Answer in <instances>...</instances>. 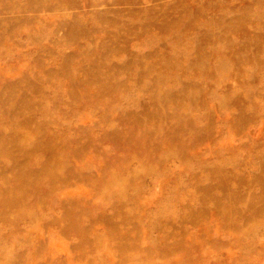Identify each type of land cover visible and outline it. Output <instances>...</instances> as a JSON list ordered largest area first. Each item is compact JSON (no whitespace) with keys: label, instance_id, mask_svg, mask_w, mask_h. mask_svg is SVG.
Here are the masks:
<instances>
[{"label":"rangeland","instance_id":"374dc122","mask_svg":"<svg viewBox=\"0 0 264 264\" xmlns=\"http://www.w3.org/2000/svg\"><path fill=\"white\" fill-rule=\"evenodd\" d=\"M0 93V264H264V0H0Z\"/></svg>","mask_w":264,"mask_h":264},{"label":"bare ground","instance_id":"6f19581e","mask_svg":"<svg viewBox=\"0 0 264 264\" xmlns=\"http://www.w3.org/2000/svg\"><path fill=\"white\" fill-rule=\"evenodd\" d=\"M71 86V85H70ZM71 88V87H70ZM68 90H71V89H68ZM71 91H69V93H70ZM9 93H0V95L2 96V97H6L7 98V95H8ZM96 94H98L97 92H96ZM95 94V95H96ZM99 96V94L96 96V98ZM8 97H10V94L8 95ZM90 97V96H89ZM89 97H88V99H89ZM92 97H94V96H92ZM101 97V96H100ZM100 99V98H99ZM93 100H94V98H93ZM52 134V133H51ZM84 135V134H83ZM86 138V137H85ZM53 143V142H52ZM52 148H54V149H56V145H54L53 144V147ZM85 149H88V148H85ZM87 151V150H86ZM88 153V152H87ZM126 159V158H125ZM127 160V159H126ZM38 165V164H37ZM34 167V166H33ZM58 169H51V171L52 172H55V171H57ZM60 173H58V175H59ZM38 176V175H37ZM115 175H112V177H114ZM115 178V177H114ZM113 178V179H114ZM32 181V180H31ZM53 182H55V180H53ZM121 183V182H120ZM26 184L28 185V188H27V191L28 192H33V188H32V186H31V182H27V183H22V185L23 186H26ZM103 185H101L100 187H102ZM121 187V186H120ZM117 189V188H116ZM22 202V201H21ZM73 202H75V201H73ZM71 206H73L74 208H72L71 207V212H70V215L69 216H66L65 218H64V221L66 222V224H67V229H74V230H77V228H76V217H75V211L77 210L76 208H75V204H71ZM121 209V208H120ZM79 231V230H78ZM79 235H80V233H79ZM82 236V235H81ZM60 244V243H59Z\"/></svg>","mask_w":264,"mask_h":264}]
</instances>
